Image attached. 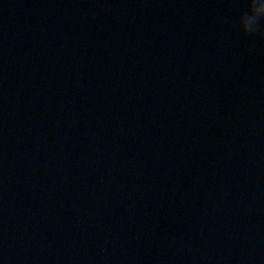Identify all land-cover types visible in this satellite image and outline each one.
I'll return each instance as SVG.
<instances>
[{"label": "water", "instance_id": "95a60500", "mask_svg": "<svg viewBox=\"0 0 264 264\" xmlns=\"http://www.w3.org/2000/svg\"><path fill=\"white\" fill-rule=\"evenodd\" d=\"M246 9L0 0V264H264Z\"/></svg>", "mask_w": 264, "mask_h": 264}, {"label": "clouds", "instance_id": "9594fccd", "mask_svg": "<svg viewBox=\"0 0 264 264\" xmlns=\"http://www.w3.org/2000/svg\"><path fill=\"white\" fill-rule=\"evenodd\" d=\"M237 29L249 38H255L257 34L264 36V0H247V9L241 12ZM252 51L250 48L249 52Z\"/></svg>", "mask_w": 264, "mask_h": 264}]
</instances>
